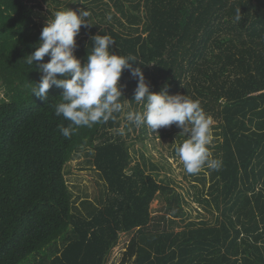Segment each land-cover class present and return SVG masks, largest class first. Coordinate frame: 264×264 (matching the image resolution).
<instances>
[{
    "label": "trees",
    "instance_id": "16d2710c",
    "mask_svg": "<svg viewBox=\"0 0 264 264\" xmlns=\"http://www.w3.org/2000/svg\"><path fill=\"white\" fill-rule=\"evenodd\" d=\"M35 1L0 0V264H106L123 233L132 236L122 264H264V0L71 4L91 13L92 25L75 37L82 64L92 36H111L113 53L136 58L151 92L166 88L198 100L221 138V166L208 168L218 221L189 222L179 232L170 223L187 217L181 195L147 173L144 156L131 166L119 132L123 112L64 138L58 126L68 121L54 114L62 89L51 87L44 101L32 96L40 62L28 65L24 57L44 27ZM119 83L127 111H143L133 100L137 79L124 70ZM181 131L142 125L136 139L167 140ZM82 150L92 152L88 163L106 188L99 206L77 204L65 180L67 163ZM162 194H169L165 214L153 217L150 206Z\"/></svg>",
    "mask_w": 264,
    "mask_h": 264
},
{
    "label": "clouds",
    "instance_id": "9594fccd",
    "mask_svg": "<svg viewBox=\"0 0 264 264\" xmlns=\"http://www.w3.org/2000/svg\"><path fill=\"white\" fill-rule=\"evenodd\" d=\"M90 15L88 10H80L79 14L69 9L57 11L52 19H47L35 50L24 57L28 65L40 62L36 69L42 73L39 83H29L33 85L32 96L44 101L51 87L62 89L54 114L68 124L58 126L60 134L70 138L81 127L91 128L115 120V114L125 109L127 100L121 99L124 85L119 81L122 72L128 70L137 79L133 100L143 105V111H127L126 120L137 127L146 125L155 133L175 124L182 129L180 134L187 135L176 149L185 171L194 175L204 167L218 170L221 161L210 158L208 147L213 140L211 120L198 100L182 94L169 95L166 88L151 92L141 68L133 67L136 58L113 53L115 40L109 35L97 34L90 38L92 50L83 64L74 55L75 37L81 26L92 25L87 22ZM46 55L50 59L42 62Z\"/></svg>",
    "mask_w": 264,
    "mask_h": 264
},
{
    "label": "rangeland",
    "instance_id": "374dc122",
    "mask_svg": "<svg viewBox=\"0 0 264 264\" xmlns=\"http://www.w3.org/2000/svg\"><path fill=\"white\" fill-rule=\"evenodd\" d=\"M57 1L60 3L59 6H56V3L51 0H36L32 2L33 4L37 3L41 5L42 12L38 11L36 18L38 23L45 25L48 16L46 13L48 11H52L55 14L56 9L59 11L69 9L79 14L80 10H83L81 5L71 6L74 0ZM2 98H4V89L0 82V100ZM127 109L129 107L126 105L121 116L119 132L129 146V152L132 156L131 166L135 163H142V156H144L143 158L147 164V173L153 176L155 181L161 183L163 187L170 188L175 193L180 194L183 200L182 208L186 212L187 217L183 220L174 218L173 222H168V224H171V229L174 232H179L189 222L198 223L202 221L215 225L220 211L216 208L212 197L209 195V186L212 183L210 178L211 172L207 167H204L198 174H188L176 152L177 147L183 143L187 135L177 134L167 140L148 136L141 142L136 139L140 127L126 120ZM131 111H133V108H131ZM133 127H135V131H133ZM113 133L116 134L115 132ZM212 135L213 140L208 147L211 152L210 158H215L217 157L216 146L221 142V138L218 132L212 131ZM91 153L89 150H82L73 157L72 161L67 163L65 167V180L77 204L83 200H88L99 206V202L105 199L106 188L98 172L88 163L91 160L89 156ZM166 196L169 197V194H162L153 201L150 206L151 216L159 217L165 214L167 205ZM199 199L205 200L208 204L199 201ZM131 236L132 234L126 233L119 235L118 245L111 252L106 264H122ZM57 248L59 250L62 249L61 243L57 245ZM32 264H35V261Z\"/></svg>",
    "mask_w": 264,
    "mask_h": 264
}]
</instances>
